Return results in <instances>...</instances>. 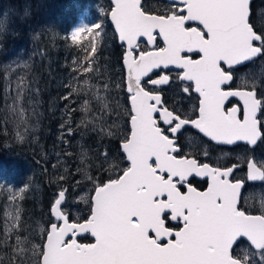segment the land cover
Wrapping results in <instances>:
<instances>
[{"label":"snow or ice","instance_id":"6c2138e0","mask_svg":"<svg viewBox=\"0 0 264 264\" xmlns=\"http://www.w3.org/2000/svg\"><path fill=\"white\" fill-rule=\"evenodd\" d=\"M24 14H29L27 9ZM109 18L127 46L123 63L130 133L122 154L128 166L117 178L94 180L88 175L86 154L82 155L77 172L93 186L90 215L83 222H71L62 207L67 192L62 189L51 207L59 223L42 229L46 238L37 244L23 234L21 212L15 209L0 236V264H264V213L252 215L240 207L244 182L229 178L234 167L214 168L187 156L178 158L180 149L170 138L185 126L229 145L255 144L261 136L256 117L264 99L257 98L256 83L246 80L241 89L227 87L233 65L264 57V23L253 20L250 0H169L163 14L146 10L141 0H111L110 11L65 37L81 56L72 62L75 86L69 85L64 99L73 94L82 99L81 124L111 136V128L104 127V115L111 110L109 83L101 79L98 63ZM6 27L7 13L0 31ZM141 38L149 50H141ZM157 38L163 47L156 44ZM193 53L199 58L193 59L189 55ZM169 66L181 70L177 79L185 84L183 93L198 94L195 119L170 110L155 90L170 77L151 79L150 74ZM21 68L27 69V63L13 61L3 69L4 125L7 129L15 124L27 132L35 111L29 114L25 104L31 103L28 97L34 92L28 76L18 73ZM230 97H238L242 104L226 108ZM16 135L23 140L19 131ZM103 159L107 162V153ZM247 166L248 181L264 182V165L248 161ZM193 174L209 178L206 190L188 183ZM186 184L187 190L181 191ZM260 196L264 209V193ZM171 222H178V227H170ZM79 233H90L93 242L78 243ZM241 237L249 242L247 252L235 250Z\"/></svg>","mask_w":264,"mask_h":264},{"label":"trees","instance_id":"16d2710c","mask_svg":"<svg viewBox=\"0 0 264 264\" xmlns=\"http://www.w3.org/2000/svg\"><path fill=\"white\" fill-rule=\"evenodd\" d=\"M259 2L264 4V0H255L252 4L253 15ZM145 7L149 11L160 13L154 7ZM110 8L109 0H0V20H3L4 14L7 13V27L0 31V183L11 184L20 189V226L24 229L23 234L32 237L38 244H42L46 238L41 230L55 221L51 207L57 194V186L54 184L51 159L43 160L39 152L32 151L27 140L21 143L17 141L16 133L22 132L23 127L18 129L15 124H9L7 129L5 128L3 90L6 81L3 69L13 61L27 63L28 68L18 69V73L28 76L34 92V95L28 97L31 103L25 104L29 114L35 109L40 94L44 105L48 108L54 106L60 96L61 87L58 82L65 74L67 64H72L71 60L81 56L80 50L72 47L65 37L69 36L82 14L90 23L96 21L102 12L110 11ZM25 9L29 13L27 16L24 14ZM101 44L99 65L118 67L116 78L112 79L109 85V91L112 92V87L117 86L125 98H128L123 66L124 47L119 43L111 26ZM100 71L103 73L101 79L107 78L105 73ZM38 89L40 90L37 93ZM104 139L114 142L121 153V139L115 134L105 136ZM98 170L101 173L98 180L106 181L110 177L106 171L102 172L100 167ZM0 188L2 236L8 201L3 187ZM81 240L91 241V238L85 236Z\"/></svg>","mask_w":264,"mask_h":264},{"label":"rangeland","instance_id":"374dc122","mask_svg":"<svg viewBox=\"0 0 264 264\" xmlns=\"http://www.w3.org/2000/svg\"><path fill=\"white\" fill-rule=\"evenodd\" d=\"M168 4V2L162 0H145V6L154 7L160 13H163ZM253 20L257 25L264 23L263 3L259 2L257 4ZM88 23L85 15H81L70 33L81 24ZM110 26L111 24L106 22L105 33L102 38L106 37V32H109ZM140 45L142 48L147 47L146 44L141 43ZM71 61L73 62V60ZM248 65L236 70L235 79H240L243 85L246 80L254 81L257 85L256 91L258 97L264 99V57H261L260 60H254ZM74 67L73 63H68L65 74L59 79L58 83L61 87L60 96L54 106L48 108L46 104L44 105V102L41 100L43 97L40 94V97L36 100L35 115H32L29 121V130L25 132L23 129L20 132L24 137L23 140L19 139L18 136L16 139L19 143L27 140L32 151L39 152L43 160L51 159L54 184L57 186V194L54 196V199L58 198V193L62 189H66V200L62 202L63 210L69 215L70 220L82 222L90 215L88 197L94 194L92 183L83 174L77 172V169L81 167L82 155L86 154L88 175L92 176L94 180H98L97 178L101 174L98 170L99 167L102 172L106 171L110 177L117 178L121 174L119 170L126 168L128 165L124 155L122 152H119L115 143L104 139L105 136L110 137L109 135L101 133L99 127L94 129L90 125L84 126L81 124L83 118L80 110L81 103L83 102L82 99H78L75 94L68 100L64 99L69 91H71L69 85L75 86L72 71ZM99 67L107 77L103 81L111 85L112 79L116 78L115 74L118 67H109L106 64H100ZM175 79H177V76H175ZM93 83H96V81H93ZM183 87H181V84L174 86L172 92L175 93V96L178 94L179 101L189 106L188 108L196 107L197 101L192 100L190 93H183L181 91ZM39 90H37V93ZM112 90L108 94L111 110L104 115V127L105 129L111 128L113 134L121 139L122 142L125 136L130 133V106L128 98H125L119 87L113 86ZM95 107V104H93L94 114L99 116L100 113L95 111ZM190 111L192 113L195 112L192 109ZM261 121L264 127V106L261 108ZM69 127L72 130L70 135L68 134ZM185 139L188 143L187 153L204 162L215 164V167L231 166L235 161L247 165L251 159H254L259 166L264 165V138H262L256 148L241 146L225 149L213 147L208 140L190 131L185 133ZM104 153L108 154L107 162L103 159ZM61 176H64L65 179L60 180L59 177ZM237 176H244V173L240 171L237 173ZM0 186L3 187L4 194L7 195L8 205L6 215L7 219L10 220L9 214H14L15 209L18 208L21 196L20 189L6 183H0ZM261 193H264V182L249 185L242 194L241 208L248 213H264L261 205ZM253 194L255 195L253 196ZM29 238L32 240V243L37 242L32 237ZM248 244L247 240H242L236 246V252H247Z\"/></svg>","mask_w":264,"mask_h":264},{"label":"flooded vegetation","instance_id":"af4514ba","mask_svg":"<svg viewBox=\"0 0 264 264\" xmlns=\"http://www.w3.org/2000/svg\"><path fill=\"white\" fill-rule=\"evenodd\" d=\"M192 25H194V24H190L189 26H192ZM157 45L159 47H163V44H162V42H161V40L159 38L157 39ZM192 57L195 58V57H198V56L196 54H192ZM242 68L243 67L236 68V69H231V72L234 74V78H235L236 70L237 69H242ZM164 73H167V74H169L171 76L170 82L168 84H166V85L159 86L158 89H155L156 91H158L161 94L164 105L166 107H168L170 110H176V111H178L180 113L185 114L186 116H188L191 119H195L197 117V114H198V104H199L198 94L195 93L194 90H192L190 92L192 100L197 101V104H195L196 107L191 108L192 110H195V112L192 113L190 111L191 109L188 108L189 106L184 105V104H182L179 101L178 94H176V96H175L174 95L175 93L172 92V89L174 88V86H177V85L181 84V87H183L185 85V84L181 83L178 79H175V76H178V74H181L180 71L173 70V69H166V70L161 69L159 71H156V72L152 73L150 75V78L151 79H158ZM243 86L244 85L242 84L240 79H232V81L227 85V87H229L230 89H233V90L239 89V88H243ZM193 88H194V86H193ZM149 90H153L151 88V86H149ZM235 104L241 105V103L238 100L232 98L226 104V108H232V106L235 105ZM259 118H260V126H261V129L263 131V126H262V121H261V113H260ZM161 126L164 127V125H161ZM188 131L193 132L195 134H198L199 136H201L205 140H208L211 143V145L213 147L217 148V149L234 148V147L238 148V147H241V146L250 147L248 144H244V143H239V144H237V145H235L233 147L217 144V143H214L213 141H211L210 139L206 138L202 134H200L192 126H185L178 133L174 134V136L170 137V138H174L175 139L176 144H177L178 148L180 149V151L178 153V158L187 156L189 158L193 157V158L197 159L193 155H191V154L186 152L188 150V148H187L188 143L186 142V139H185V133L188 132ZM263 135H264V131H263ZM197 160L200 163H202V164L203 163H207V162H204V161L199 160V159H197ZM210 164L212 166L215 165V164L213 165L212 163H210ZM228 167H234V171L231 174V178H230L232 181L241 180V181L244 182L243 193L248 188V186L251 185L252 183L253 184H257V183L250 182V181L247 180L248 166L245 163H238L237 161H235L231 166H227V167L220 166L219 168H228ZM240 171L244 173V176H237V173L240 172ZM188 183L191 184L192 186H194L195 188H197L198 190L203 191V190L207 189L209 181H208V178L198 179L196 177H192L189 180ZM186 190H187V184L184 187L181 188V191H186ZM241 201H242V199H241ZM240 207H241V202H240ZM169 226L173 227V228H176V227H178V222H171Z\"/></svg>","mask_w":264,"mask_h":264},{"label":"water","instance_id":"95a60500","mask_svg":"<svg viewBox=\"0 0 264 264\" xmlns=\"http://www.w3.org/2000/svg\"><path fill=\"white\" fill-rule=\"evenodd\" d=\"M110 2H111V0H109ZM167 1H169V0H167ZM252 1L253 0H250V6H251V3H252ZM141 3L143 4V0H141ZM158 14V13H157ZM109 20H110V18H109ZM111 22V21H110ZM112 24V23H111ZM113 25V24H112ZM193 26H195V25H193ZM113 28H114V30H115V26L113 25ZM116 32V31H115ZM117 34V36H118V33H116ZM118 39H119V36H118ZM141 41H145V38H141L140 39V42ZM162 41V40H161ZM119 42L121 43V44H123L124 46H125V52H126V43L125 42H122V41H120L119 40ZM156 44H157V41H156ZM149 50V49H148ZM125 52H124V55H125ZM194 54V53H193ZM191 57H192V54H189ZM193 58V57H192ZM199 57H195V58H193V59H198ZM123 59H124V56H123ZM248 63H250V62H242V63H240V64H238V65H233L232 67H231V69H236V68H238V67H241V66H244V65H246V64H248ZM124 64V63H123ZM223 67L227 70L228 68H229V66L228 65H223ZM124 69H125V83L127 84V69H126V66L124 65ZM161 69H163V68H161ZM161 69H156V70H154L153 72H156V71H159V70H161ZM168 69H174V70H178V71H181L178 67H176V66H169V68ZM166 70V69H165ZM152 74V73H151ZM150 74V75H151ZM182 74V73H181ZM163 75H166V74H163ZM231 75H232V77H233V79H234V74L231 72ZM231 82V81H230ZM229 82V83H230ZM228 83V84H229ZM239 89H241V88H239ZM233 90V89H232ZM235 90H237V89H235ZM126 91H127V87H126ZM128 93V92H127ZM160 94V93H159ZM161 95V94H160ZM236 99V100H238L241 104H242V102L239 100V98L238 97H230L229 98V100L228 101H226V104L231 100V99ZM257 98H259L258 96H257ZM129 103H130V99H129ZM238 104H235V105H233V106H237ZM232 106V107H233ZM130 107H131V104H130ZM260 111H261V109L260 110H258V112H257V117H256V119H257V121H258V127H259V129H260V133H261V136L257 139V142L255 143V144H251V143H249V142H247V141H238V142H236V143H234V144H231V145H229V144H224V143H220V142H216V141H213L214 143H217V144H221V145H226V146H235V145H237V144H239V143H244V144H248L249 146H251V147H255V146H257L258 145V143L260 142V139H261V137H262V135H263V132H262V129H261V126H260V118H259V116H260ZM193 127V126H192ZM194 128V127H193ZM197 130V129H196ZM198 132H199V130H197ZM200 133V132H199ZM200 134H202L203 136H205L203 133H200ZM205 137H207V136H205ZM208 139H210L211 140V138H209V137H207ZM212 141V140H211ZM123 142L124 141H122L121 142V151H122V153H123V150H122V144H123ZM192 158V157H191ZM125 159H126V157H125ZM195 159V158H194ZM250 161H253V162H255V160L254 159H251ZM256 163V162H255ZM208 164V163H207ZM257 164V163H256ZM210 165V164H209ZM211 166V165H210ZM257 167H260L258 164H257ZM192 176H196V177H198V178H206V176H198V175H195V174H193ZM192 176H190V177H188V180L192 177ZM231 177V176H230ZM229 177V178H230ZM208 178V177H207ZM209 179V178H208ZM233 182H235V181H233ZM251 182V181H250ZM258 182H260V181H256L255 183H258ZM195 188V187H194ZM243 190H244V183H243V186H242V192H243ZM198 191H200V190H198ZM204 191V190H203ZM249 214H252V215H261V213H249ZM53 215V214H52ZM54 216V215H53ZM55 218V217H54ZM71 222H75V221H72V220H70ZM83 222V221H82ZM53 223H56V222H53ZM86 235H88L91 239H92V241L91 242H93V238L91 237V235H90V233H79L78 235H77V241H78V243H82V244H86V243H91V242H81L80 240H78V238H80V237H84V236H86ZM241 239H245V240H247V238H244V237H241V238H238V241H237V243L241 240ZM236 243V244H237Z\"/></svg>","mask_w":264,"mask_h":264}]
</instances>
